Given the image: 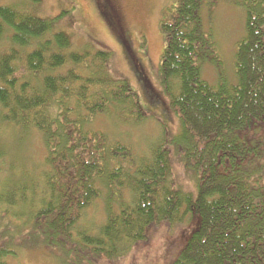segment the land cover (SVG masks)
<instances>
[{"label": "trees", "instance_id": "trees-1", "mask_svg": "<svg viewBox=\"0 0 264 264\" xmlns=\"http://www.w3.org/2000/svg\"><path fill=\"white\" fill-rule=\"evenodd\" d=\"M220 1L176 0L160 20L158 80L179 130L145 153L93 127L99 117L138 127L150 114L127 80L111 76L110 53L90 44L71 50L69 35L54 30L53 20L0 6V128L10 135L34 130L45 150L40 188L13 187L6 174L0 209L19 218L13 209L30 197L31 229L76 261L119 258L151 227L166 224L189 228L170 264H264V0H225L244 12L235 79L218 71L209 82L203 66L217 69L220 62L204 12L210 17ZM102 3L109 12V0ZM108 12L102 15L121 34ZM147 92L149 103L166 110ZM172 155L194 190L173 186ZM97 199L104 222L96 233L76 231ZM9 254L0 247V264Z\"/></svg>", "mask_w": 264, "mask_h": 264}, {"label": "rangeland", "instance_id": "rangeland-1", "mask_svg": "<svg viewBox=\"0 0 264 264\" xmlns=\"http://www.w3.org/2000/svg\"><path fill=\"white\" fill-rule=\"evenodd\" d=\"M175 1L109 0L110 11L123 28L119 34L124 39L127 37L135 65L125 53L118 29L116 30L114 25L110 26L103 16L107 15L108 11L102 0H0V6H11L20 12L33 13L42 19L53 20L54 30L69 35L71 50H78L90 44L95 49L110 53L111 76L127 80L138 93L143 109L150 114L138 127L116 126L105 117L97 118L93 127L106 131L110 140L145 153L163 138V134L173 135L179 130L178 118L167 108L168 97L162 91L158 80V64L165 43L159 23ZM204 20L206 27H211L213 32L220 66L216 69L206 64L203 66V76L209 82H214L220 71L226 79L234 81L233 59L236 43L243 35L244 12L238 5L222 0L210 17L204 12ZM140 77H143L144 81H141ZM145 88L158 97L166 110L147 101V95L148 98L150 95ZM0 153L4 154V158L0 160V182L6 174H12L9 180L13 187H31V184L36 187L38 175L44 170L45 156L42 139L36 131L24 133L18 130L10 135L4 127L0 128ZM171 164L173 186L181 187L184 191L194 190L193 180L187 171L180 167L179 159L173 158ZM29 178H36V183L33 180L27 181ZM38 186L40 188V185ZM29 203L30 197L27 200V204ZM27 204L20 203L13 209L19 218L0 209V247L10 252L5 258L6 264H170L180 246L181 236L187 234L186 229H189L186 226L169 227L159 224L149 229L144 242L121 252L119 258L110 253V258L99 256L89 259V262L76 261L65 256L60 249L53 250L54 248L50 249V246L43 244L39 234L31 229L27 219ZM104 218L103 203L97 199L86 209L75 230L86 232L92 229V233H96Z\"/></svg>", "mask_w": 264, "mask_h": 264}]
</instances>
